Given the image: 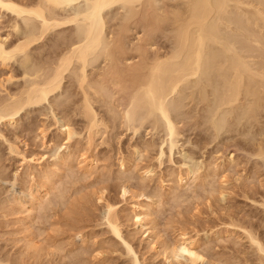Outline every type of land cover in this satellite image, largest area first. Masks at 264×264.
Wrapping results in <instances>:
<instances>
[{
	"label": "rangeland",
	"instance_id": "rangeland-1",
	"mask_svg": "<svg viewBox=\"0 0 264 264\" xmlns=\"http://www.w3.org/2000/svg\"><path fill=\"white\" fill-rule=\"evenodd\" d=\"M117 10L112 9L113 15L121 9ZM9 20L7 12L0 17L1 35L9 32ZM116 22L110 21L112 29ZM16 35L10 40H16ZM173 38L166 26L154 36V47L168 51L175 44ZM48 43L52 45V41ZM47 48L32 50L34 62L41 60L44 64L49 60L52 55L47 54ZM192 79L193 83H187L181 92L187 96L184 106L173 112L181 129L172 151L168 141L162 144L166 138L164 126L154 128V119H146L144 109L139 117L146 120L137 124V132L122 127L120 120L111 121L110 128L105 131L101 127L88 146L87 120L74 111L81 100L70 78L49 101L23 109L14 125L0 124L4 135V139L0 138V257L17 258L19 264H133V255L105 222V203L109 201L116 205L121 232L142 264H180L165 259L162 244L179 241L183 231L198 239L205 257L202 264H258L260 254L246 238L244 229L254 231L257 238L264 235V157L254 150L258 143L264 144V110L257 123L243 114L241 106L235 113L230 106L220 107L219 82L215 78L213 86L206 88L203 101L202 84L196 86ZM24 83L23 68L17 60L0 66V100ZM192 92L194 101L190 98ZM178 95L170 96L168 102ZM101 105L95 106L103 113L106 108ZM53 113L76 130L69 144ZM14 142L19 151L39 158L45 166L49 162L54 170L49 192L37 204L32 218H28L25 208L19 207L18 199L25 201L22 198H27L35 184L40 183V177L37 174L31 179L28 172L32 167L10 152L9 144ZM56 149L62 153L70 150L69 161L53 165ZM91 160L93 165L85 167ZM190 169L195 173L181 182L180 178ZM101 194L103 201L99 200ZM136 203L153 208L152 230L136 228ZM42 204L45 210L41 209ZM19 211H23L21 215ZM30 235L42 247L39 254L26 247ZM153 241L157 251L152 249ZM179 261L185 263V258L180 256Z\"/></svg>",
	"mask_w": 264,
	"mask_h": 264
},
{
	"label": "bare ground",
	"instance_id": "bare-ground-1",
	"mask_svg": "<svg viewBox=\"0 0 264 264\" xmlns=\"http://www.w3.org/2000/svg\"><path fill=\"white\" fill-rule=\"evenodd\" d=\"M169 1L0 0V15L10 14V30L0 34V64L5 66L17 60L25 79L22 88L0 100V124L14 125L23 109L49 101L52 94L63 88L66 78L72 80V83L69 82L73 91L80 95L81 105H76L74 111L87 120L88 146L93 144V136L99 134L101 127L105 131L110 128L111 121L120 120L122 127L135 133L140 129L137 124L152 118L154 128L161 124L164 126L166 138L162 144L168 141L172 151L181 129L178 126L180 121L173 116V112L184 106L187 96L181 92L187 83H193L192 78L196 86L202 84L200 96L203 101L207 96L206 88L211 87L214 78L217 79L219 106H230L233 113L241 106L243 114L258 123L264 110V0ZM113 8L123 10L118 12L120 16L117 13L113 15ZM112 20L117 21L113 29L110 26ZM166 26L173 33L175 44L170 50L163 51L161 47H154V36ZM15 34L16 40L15 37L10 40ZM50 41L52 45H49ZM46 46L47 54L52 55L49 60L44 62V59V64L41 60L34 62L32 50ZM203 76L205 80L201 79ZM172 95L179 97L168 102ZM194 96L192 92L190 98L193 101ZM97 103H102L101 107L106 108L108 116L96 108ZM143 109L146 119L139 117ZM53 114L59 131L66 136L69 144L76 136V130ZM43 132L44 129L42 135ZM3 136L0 128V138ZM15 145V142L9 144L10 152L21 157L24 165L32 167L28 176L35 179L38 174L40 177V183L27 192V198H22L25 201L21 197H18L19 201L14 200L20 203V208H25L28 218H32L37 204L49 192L48 184L52 183L54 170L50 164L48 166L49 162L47 167L38 161L39 158L22 153ZM254 150L256 155L264 157V144L258 143ZM53 156L54 164L50 163L59 165L68 162L71 153L70 150L65 153L57 150ZM92 163L93 160L87 162L85 167ZM194 173V170H188L186 176L180 178L181 182ZM103 195L99 196L100 201L105 199ZM43 204L41 209L45 210ZM134 206L136 228L152 230L153 208L140 203ZM115 211L116 205L106 201L105 222L124 243L128 253L133 255V264H142L131 243L124 238ZM22 212L19 211L20 215ZM244 230L246 238L260 254L258 264H264V240L260 239L264 235L257 238L253 235L254 231ZM30 236L25 241L26 247L39 254L42 247ZM153 242L152 249L157 251L156 242ZM198 242L196 237L183 231L179 241L162 244V253L169 262L177 260L180 264H200L205 257ZM180 256L185 258V263L179 261ZM6 259L1 258L0 264L14 263V258H10L13 263ZM16 259L15 264H19Z\"/></svg>",
	"mask_w": 264,
	"mask_h": 264
}]
</instances>
